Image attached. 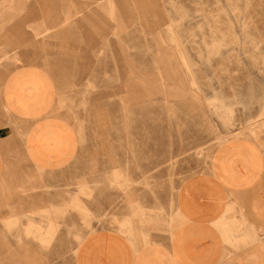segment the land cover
I'll list each match as a JSON object with an SVG mask.
<instances>
[{"label": "rangeland", "instance_id": "obj_1", "mask_svg": "<svg viewBox=\"0 0 264 264\" xmlns=\"http://www.w3.org/2000/svg\"><path fill=\"white\" fill-rule=\"evenodd\" d=\"M88 1L0 0V56L18 52L0 87L17 66L46 70L79 136L67 166L35 170L48 180L36 200L52 204L41 264H74L95 229L169 233L177 186L207 167L215 134L264 139V0H113L112 14Z\"/></svg>", "mask_w": 264, "mask_h": 264}, {"label": "crops", "instance_id": "obj_2", "mask_svg": "<svg viewBox=\"0 0 264 264\" xmlns=\"http://www.w3.org/2000/svg\"><path fill=\"white\" fill-rule=\"evenodd\" d=\"M106 1L112 14L113 0ZM98 3L87 4L91 8ZM11 55L0 56V62ZM55 104L54 80L41 67L17 66L2 79L0 264H41L43 256L51 259L52 250L43 254L38 241L43 226L38 215L51 210L52 204L42 206L36 200L41 182L48 180L35 170L55 172L79 150L77 131L56 113ZM3 111L17 119L16 127L10 126ZM226 134L209 140L217 147L207 167L178 184L174 196L178 221L169 233L152 232L149 237L148 232L144 240L143 230L131 237L117 229H95L77 244L74 264H264V139L236 137L238 131ZM130 189L128 206L136 216L142 207L131 198Z\"/></svg>", "mask_w": 264, "mask_h": 264}]
</instances>
